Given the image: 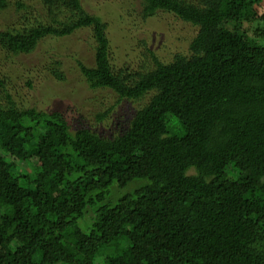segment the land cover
Listing matches in <instances>:
<instances>
[{"label": "trees", "instance_id": "16d2710c", "mask_svg": "<svg viewBox=\"0 0 264 264\" xmlns=\"http://www.w3.org/2000/svg\"><path fill=\"white\" fill-rule=\"evenodd\" d=\"M140 4L145 20L164 12L198 29L188 55L165 64L147 50L153 66L116 70L107 24L82 0H40L37 13L0 0L23 23L0 29L9 55L87 29L88 89L146 100L105 135L26 107L0 80V264H264V45L244 30L264 41V0Z\"/></svg>", "mask_w": 264, "mask_h": 264}, {"label": "rangeland", "instance_id": "374dc122", "mask_svg": "<svg viewBox=\"0 0 264 264\" xmlns=\"http://www.w3.org/2000/svg\"><path fill=\"white\" fill-rule=\"evenodd\" d=\"M9 1L15 5L18 0ZM23 1L34 8L33 12L40 10V0ZM82 2L88 13L101 17L107 24L111 65L116 70L137 71L153 66L147 50L153 51L161 62L171 63L176 55L190 53V43L198 32L196 27L169 13L160 12L145 20L141 16L140 0ZM19 16L13 9L0 12L1 31L22 23ZM254 29L244 26L255 44L264 45V41L254 38ZM95 55L96 43L87 29L66 38L48 37L31 56H12L0 47V80L5 81L7 89L26 107L60 110L75 125H92L101 134L116 135L128 128L146 100L119 102L110 90H89L79 62L95 67ZM55 62L61 63L64 81L53 77L52 71L60 69ZM107 111H111L108 118L98 123L96 116Z\"/></svg>", "mask_w": 264, "mask_h": 264}]
</instances>
